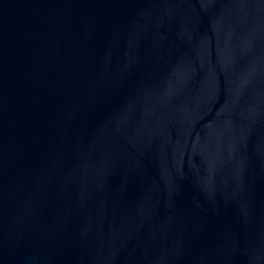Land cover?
I'll return each mask as SVG.
<instances>
[{"label": "water", "instance_id": "1", "mask_svg": "<svg viewBox=\"0 0 264 264\" xmlns=\"http://www.w3.org/2000/svg\"><path fill=\"white\" fill-rule=\"evenodd\" d=\"M0 264H264V0H0Z\"/></svg>", "mask_w": 264, "mask_h": 264}]
</instances>
